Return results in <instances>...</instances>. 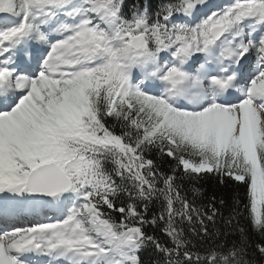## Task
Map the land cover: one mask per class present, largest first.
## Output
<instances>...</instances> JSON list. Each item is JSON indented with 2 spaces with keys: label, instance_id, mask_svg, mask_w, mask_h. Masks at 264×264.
I'll return each instance as SVG.
<instances>
[{
  "label": "trees",
  "instance_id": "obj_1",
  "mask_svg": "<svg viewBox=\"0 0 264 264\" xmlns=\"http://www.w3.org/2000/svg\"><path fill=\"white\" fill-rule=\"evenodd\" d=\"M95 1L111 2L120 21L142 27L144 45L152 52L159 44L160 19L200 0ZM98 70L108 74L107 68ZM84 81L88 105L81 128L89 137L96 134L92 139L98 143L79 153L85 160L91 156L92 170L106 190L96 197L93 215L119 236L131 233L137 264H264V150L256 147V165L239 148L229 147L210 171H185L182 162L200 164L187 147L172 145L159 128L145 126L123 99L108 114L104 80L90 73ZM66 147L84 145L55 137L42 148L22 150L16 161L29 172ZM222 164L236 168L241 180Z\"/></svg>",
  "mask_w": 264,
  "mask_h": 264
},
{
  "label": "rangeland",
  "instance_id": "obj_2",
  "mask_svg": "<svg viewBox=\"0 0 264 264\" xmlns=\"http://www.w3.org/2000/svg\"><path fill=\"white\" fill-rule=\"evenodd\" d=\"M14 1H18V4L22 1H26V4L24 7L18 8L12 3V0H0V8L3 10L4 14L1 15L2 12L0 11V18L3 19L0 20V41L6 40L10 33L15 29L20 32L23 28L22 32H25L26 35L27 26H29L31 29V36L28 39V44H30V46L35 44L37 39V44L39 46L44 40L48 39L49 36L47 35H49L50 32L54 33V36L51 39H48L47 46L44 45L41 47L44 48V50L40 51V57L38 56L39 58L35 61L33 67L34 70L32 69L30 73L24 76L26 86L22 87V92H20L19 95L20 97H18L17 101L13 102L8 109H0V163L3 165L4 162H8V168H11L12 170L18 169L21 171L14 174L9 173L11 178L8 186L15 188L14 191L17 192L16 187L22 188L23 190L26 184L27 173L21 170V168L18 166L19 163L16 161V158L20 156L22 150L36 148L39 144L45 143L47 137L53 135L68 138L64 139L66 142L69 140L78 141L81 139L82 132L80 133V120L86 115V101L84 98V92L87 90L89 85L87 83H85L82 87L81 85H76L77 79L75 78L83 74L84 76H87L88 73L93 72H96V80H104L106 83L107 90L105 91V94H107L110 113L115 112L116 103L122 99V96L125 95L126 100L128 101V104H125V106H128L136 114H138L145 126L153 125L155 128H159L162 132L172 138L173 141L170 142L173 145L177 143L180 146L187 147L189 149V153L192 154L191 156L200 160V164L198 166H194L191 163L187 164L186 162L182 163V166L186 169L192 165L191 169H200V172L210 171L211 165H217L216 160L221 150L229 147H233L234 149L239 148L240 150L243 149L238 141L235 143V140H232V142L230 141V143L226 145L218 146L219 143L217 142H219L218 137L220 138V133L217 129V124L210 120L212 126H209L207 122L208 116L212 113L214 106L226 107L232 105L230 108L233 111L231 109V111H229L234 112L237 111V104H239V102L228 101L226 103H222L214 102L212 100L210 101L212 96L208 94L209 91H206V98L209 101L207 100L204 102V104L201 106L202 108H187L182 105H174L173 103L167 102L162 94L149 95L142 92L139 86L136 85L138 84L139 79L133 81L130 84V79L125 77V74L121 71L122 68L119 65L126 62L129 54V42L137 34L138 28H133L128 31L130 24L124 21L118 22L119 20L117 18L115 19V25L113 26L110 23H104L100 19V16L94 12V6L89 4L87 0H83L86 4L85 7H82V4H77L78 6L70 9L71 6L61 8L59 5H57L54 8L55 11L50 10V7H47V4L52 3V5H54L56 4L55 2L60 1L64 2L65 5V2H68V4L72 3L71 0ZM221 6L224 7L220 11V18L213 20V17L217 14L214 10L216 8H220ZM112 8L113 7H111V9ZM38 11L40 13L42 12L44 14L46 13V15L53 16L51 21L54 28H52L51 31L48 30V28L43 29L40 27V19L37 17H40L41 14ZM111 11L114 12V8ZM200 11L202 13L197 14L200 22L193 25L196 26L195 28L187 29L188 41L186 44H184V41H181L179 44L186 45V47H188V44L192 43V41H196V39L199 42H202L204 39V32L206 33L211 26H215L218 21L231 22L234 24V30L230 33V35L226 36L225 39L228 41L230 47L238 51V53L249 52L250 55L247 56L248 63L243 66L244 70L247 68V70L250 69V73H253L249 80L260 76L264 77V57H262L261 53L264 49V26L262 27L264 22L262 19H260L258 23L259 25L256 27L257 21L255 19L257 16V19L261 17L264 18V0H213L210 4L208 3L205 8H201ZM241 12H243V16L247 15L248 17L245 19H239L238 14ZM72 16L74 18L76 17L74 21H72ZM80 19H82L80 30L72 33L66 32L63 29L65 24L66 28H68V26H73V24H75V22L79 21ZM246 24L247 28L244 27ZM221 26L226 28L224 24ZM179 29L180 27H177L176 31ZM250 30L252 32H250ZM257 32H260V34L255 35ZM173 34H175V32ZM25 38L26 36L23 38V40ZM83 38H85L86 42L89 43L88 58H92L94 53H104L110 56V60L106 63L94 65L91 64L92 66L90 65V67H86L72 76L64 77L67 73V71L64 69H71L73 67L79 66L85 60L83 50H80V41ZM65 39H67V41H72V43H70L71 48L69 50L68 56L63 58L59 54V48L61 45H64L63 42ZM21 46L22 44H20L19 48ZM261 47L262 49H260ZM38 48L39 47H32V49L35 50H38ZM21 52H25V47L21 49ZM141 54L146 56L145 52ZM180 58H175L173 61L181 65L178 62ZM4 59L5 57L0 59V70L2 71H4L5 64H2ZM171 62L172 61L169 60L167 65L168 67L165 70H162L163 76L165 78L169 77L170 71L174 69V66ZM48 63H50V65H47ZM135 63H139L138 60H136ZM161 63L163 66V62ZM101 66L107 67L109 74L105 75L103 74V71H97V69ZM118 66L121 70L118 69ZM53 67L62 68L61 74L57 76L52 75ZM205 70L206 73L212 77V79L216 78L212 73H209L210 69L208 70L205 68ZM240 79L241 81L239 82L241 87L244 86L245 88L247 85L245 76H240ZM79 80L84 81V79ZM256 82H258V80ZM182 84L185 86L184 89H187L188 82L187 85H185L184 82H182ZM203 85L204 84H201L202 88L207 87ZM158 89L160 88L158 87ZM77 95H80L79 99H77ZM247 98V96H243L239 99V101H244ZM231 99L232 98L228 100ZM81 103L85 105V114H83V116L78 119L79 121L76 125L71 126L70 124L72 122L67 119V117L70 118L68 113H70L71 109L73 108L71 105ZM258 103V100H252L253 106L260 113L264 114L263 102H260L259 104ZM68 106H71V109H67L69 112H66V117L64 108ZM3 111L4 113H1ZM212 127L216 131L212 129ZM86 134L83 136L86 137ZM260 137L261 140L254 143L253 152L250 151V153H247L246 151L242 150L244 158L255 165L257 164V161L254 149L259 147L260 149L264 150L263 128L260 132ZM89 144L90 140H86V142L83 144L84 148H80V151L77 148L66 147V151L64 150L62 154L57 156H52L51 159H54L53 162L59 165L66 178L72 184V193L64 197L65 201L63 200V209H61V211L58 213L63 217L59 219L57 224L61 223V219L66 217V220L63 222H69V226H73L75 231L79 232V235L87 234L91 236L93 233L95 235H99L97 225L103 223L96 217H91V214L94 211L93 206L94 204L97 205L98 203L96 201V197L103 196L106 193V190L103 189V186L100 184V182H98L97 175L92 170L93 165L90 163L91 156H88V158L85 160L83 155L79 153L81 150L84 153L88 149ZM100 145H104V143H101ZM233 157H235L234 159L238 158L237 155H234ZM227 160L228 158L225 160V162ZM222 166L226 167L227 165L222 164ZM241 167L242 166L239 164L240 169ZM0 169L3 170L1 166ZM224 169H226L228 174L234 179L241 180V177L239 176L240 173H238L236 168L232 169L230 167H226ZM95 194V201H93L92 196ZM40 202L44 201L40 200ZM54 212L55 209L50 207V210L47 211V214H44V219L42 222H50L46 219L49 214H53ZM18 213H20V215H18ZM37 214L38 213H35V211H32L30 214H28L29 216L24 217L22 212H17L13 219L29 218ZM6 216V214H0V220H2L0 229L3 231L4 229H9L11 231V229L14 228V230H21V227H24L25 225L32 226L34 224H38V222H35L30 218L29 222H25L21 225L15 224L10 228H4V225L12 220V218H8ZM88 217H90V220L85 223ZM0 235H2V233H0ZM72 235L73 234L71 233L69 234V236ZM10 238L11 237H8L2 243H0V264H21L14 261V259L8 253V244L6 243L8 240H10ZM126 242L128 244V240ZM131 247L134 249L133 243ZM109 257L116 258L115 255L112 254ZM109 257L104 258V261H109ZM127 258L129 264L136 263L134 255H128Z\"/></svg>",
  "mask_w": 264,
  "mask_h": 264
},
{
  "label": "bare ground",
  "instance_id": "obj_3",
  "mask_svg": "<svg viewBox=\"0 0 264 264\" xmlns=\"http://www.w3.org/2000/svg\"><path fill=\"white\" fill-rule=\"evenodd\" d=\"M211 1L209 2V4L211 3ZM55 3L56 5H59L61 8H65L67 5L66 2L64 5V2H60V1H57ZM52 6H53L52 3H48L47 5V7H52ZM94 10H95L94 12H96V14L100 16V19L104 23H109L108 20L110 19V13H111L109 6H105V7L94 6ZM0 11L2 12L1 15H4L3 10L1 8ZM40 14L41 16L37 17L40 19V20L38 19L40 27H43V29L48 28V30L51 31L52 28H54L51 21L53 16L46 15V13L44 14L42 12ZM183 16L184 18L190 21L194 20L196 17L193 10L186 12V14H184ZM257 18L258 16L255 17L257 21L256 27L259 25L258 23L260 19H262V21L264 22V18L262 17L259 19ZM75 19L76 17L75 18L73 17L72 21H74ZM0 20L3 19L0 18ZM81 23H82V19L75 22L73 26L72 25L68 26V28H66V24H65L63 26V29L66 32H74L77 29L81 28ZM222 24L226 26V28L223 26V28L226 29L225 31L226 35L229 31L233 29L234 26L233 24L225 23L224 21L219 22L218 26H221ZM263 26L264 23L262 24V27ZM244 27L247 28V24ZM26 29H27L26 38L24 40L19 38V41L22 44L20 48H15L13 46V43L16 40L12 38V35L17 34V38L18 35H20L17 29L13 30L6 40L0 41V59L5 57L2 64L8 65L10 64L11 61H13L16 58L17 61H20L22 58L20 56L23 57L25 56V61L28 59V57H30V54L28 53V48L30 46V44H28V39L31 36V29L29 26H27ZM250 32L252 31L250 30ZM257 34H260V32H257L255 35ZM47 36H49L48 39L49 38L51 39L54 36V33L50 32V34ZM48 39L44 40L42 44H40L39 42L40 44L39 46L37 43H35L32 46L39 48L44 45L47 46ZM70 43H72V41L63 42L64 45H61V47L59 48L60 49L59 54L63 58L67 57L69 54V50L71 48ZM88 46L89 43L86 42L85 38H83L80 41V50H83L85 60L79 66L73 67L71 69L68 68L64 69L65 71H67L66 76H70L71 74L81 71L86 67H90L91 64L94 65L100 63H106L107 61L110 60V56L104 53L103 54L94 53L92 58L91 57L88 58ZM23 47H25V52H21V49ZM203 48H204V50L202 49L203 60L200 63L201 65H199L198 68L195 70V73L197 75L193 79H190L188 76L181 75L177 80L168 82L167 80L161 78L157 61H155L150 57H144L142 56L141 53H133L129 49H128L129 52L128 58L124 63L125 65L122 63L119 66H121L122 71L131 80L134 81L138 80L136 76L141 74V76H139L140 77L139 83L144 87L143 89L145 90L159 91L161 87L157 86V84L163 86V90H165V93H162V95L167 101L172 100L174 105H184L185 107H191L192 105L191 108H199L204 104V102L208 100L206 98L207 96L206 91H209L208 94L212 96L211 99L209 98L210 101L211 100L214 102L222 101L225 103L228 101L239 102V104L236 103L237 111H234L236 113L230 112L232 110L230 106L232 105L226 107L214 106L212 109L213 110L212 113L208 116L207 122L209 126H212L210 120H212L217 124V129L220 133V138L218 137L219 142H217L219 143L218 146L226 145L230 143V141L232 142V140H235L236 141V142L234 141L235 143H237L238 141V143L243 147L242 149L243 151H246L247 153H250V151L253 152L254 143L256 141L261 140L260 132L262 128L264 129V114L260 113L253 106L252 100H258L259 103L263 102V106H264V96L259 95V91L264 89V77L260 76L249 80L250 76H252L253 73H250L251 72L250 69L248 70L247 68L245 70L243 69V66L248 63L247 56L250 55L249 52L238 53V51L230 47L228 41L225 38L217 42H207ZM260 49H262V47ZM167 53L168 52L166 51L163 54H167ZM261 53H262V57H264V49ZM175 58L178 57H174L173 59ZM186 58H180V60H178V62L181 64L179 65L181 68H187L191 65V61L187 60ZM136 60H138L139 63H135ZM238 60H240L241 64L240 65L238 64V67H235V63ZM27 62L30 63V60H28ZM22 63L25 62L22 60ZM171 63L177 64V62L175 61H172ZM47 65H50V63H48ZM204 67L208 70L210 69L209 73H212L213 76H215L216 78L212 79V77L206 73ZM61 70L62 68L60 67H53L52 75L57 76L61 74L62 72ZM0 73H5V72L3 71ZM240 76L241 77L245 76V81H247V85L245 86V88L244 86L241 87L239 81H241L242 78L240 79ZM4 79L6 80L7 85L10 88L11 84L8 82L7 77L4 76ZM257 80L258 82H256ZM182 82H184L185 85H187L188 82L187 89H184L185 86L182 84ZM201 84H206L207 87L202 88ZM216 85L219 86L221 90H218L215 87ZM24 86H26V84L23 77L22 79H20V81H17L16 83V88L18 89V91L16 90V92L13 91L12 93H7L4 95H1L0 92V106L12 101L18 95V92H22V87ZM158 87L160 89H158ZM11 88L14 89L13 86ZM175 92L180 94L179 99L176 98V95H174ZM243 96H247L248 98L244 101H239V99L242 98ZM79 98L80 95H77V99ZM230 98L232 99L228 100ZM71 106H73L72 109L70 108ZM71 106L65 107L64 113L66 115V112H69L67 111V109L68 108L71 109V112L68 113L69 114L68 116H70V118L67 117V115L66 117L68 120L72 122L70 125L73 126L76 125L79 121L78 119H80L83 116V114H85L84 111L85 105L81 103ZM1 113H4V111ZM212 129L214 128L212 127ZM191 167L187 169L189 170L191 169ZM14 189L15 188H11L10 186H8V184L4 186H0V214H6L7 215L6 217L12 218V220H10L7 224L4 225V228H10L15 224L21 225L25 222H29L30 218L31 220L38 222V224L36 225L34 224L32 226L25 225L24 227H21L22 228L21 230L19 229L14 230L15 229L14 228L11 229V231L9 229H4L3 231L0 229L1 230L0 233H2L3 235V236L0 235V243H2L6 238L11 237L6 244H8L7 245L8 253L11 255L13 259L17 258V256L13 254L14 250H19L24 247H29L30 250H28V252L31 253H27L23 257L27 262L22 261L21 264L23 263L36 264V262L40 260V255H50L51 259H47L46 264H66L67 260L71 261L70 264H92L91 263L92 261H99L103 254L97 247L91 246L90 244L92 243V244H99L101 247L107 246L108 248L106 249L105 253L108 256H110L111 254L115 255L116 258L109 257L110 260L103 262V264H129L127 260L128 259L127 252L128 250H130V248L126 246L127 244L126 241L130 237L129 234L123 235L121 237V241L115 242L114 241L115 237H113L114 236L113 233L109 231V228H107L104 224L101 223L100 225L99 224L97 225L99 235L98 234L95 235L94 233L91 236L87 234L79 235V232L75 231V228L73 226H69L70 224L69 222L66 221L63 222L64 220H66V217L61 219L60 221L61 223L57 224L59 219L63 217L58 214L61 210L62 203H64L63 195L55 197L54 199H51L48 202H40V200H34L33 198H30L29 195L22 190V188L16 187L17 192L14 191ZM50 207L55 209V212L53 214H49V216L47 217L46 220L50 222L43 223L42 220L44 219V214H47V211L50 210ZM18 210L22 211V215L24 217L29 216L28 214H30L32 211H35V213L38 214L29 218L13 219L17 214V212H19ZM18 215L20 214L18 213ZM1 223L2 220H0V225ZM66 231H71L72 234L73 233L75 234V236L73 235L69 236L68 234H66ZM66 239L73 242V244L62 243V241H65ZM114 244H116L117 246ZM67 250L70 251L67 252ZM34 257H37V259L35 260L36 262H33ZM58 258H60V261H58Z\"/></svg>",
  "mask_w": 264,
  "mask_h": 264
},
{
  "label": "water",
  "instance_id": "obj_4",
  "mask_svg": "<svg viewBox=\"0 0 264 264\" xmlns=\"http://www.w3.org/2000/svg\"><path fill=\"white\" fill-rule=\"evenodd\" d=\"M247 16V15H244ZM224 34L222 27L212 28L209 32L213 41H219ZM139 37L132 39L130 47L134 51H139L138 44ZM173 79L178 77V74L173 72L171 74ZM71 188L70 182L66 179L60 167L50 163L47 165L35 168L27 178L26 188L31 196L50 198L67 193Z\"/></svg>",
  "mask_w": 264,
  "mask_h": 264
}]
</instances>
